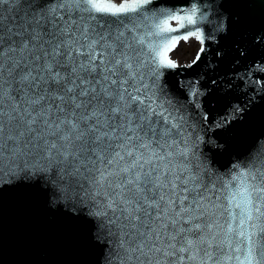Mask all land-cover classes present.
<instances>
[{
  "label": "snow or ice",
  "instance_id": "obj_1",
  "mask_svg": "<svg viewBox=\"0 0 264 264\" xmlns=\"http://www.w3.org/2000/svg\"><path fill=\"white\" fill-rule=\"evenodd\" d=\"M151 3L0 0V195L37 190L86 227L98 264H264L261 141L227 172L213 167L214 149L227 151L216 129L243 121L254 97L193 120L160 79L178 67L167 53L180 40L199 43L187 67L211 54L214 70L229 54L239 64L264 50V29L237 34L239 18L214 0L211 14L141 12ZM198 84L187 83L194 100Z\"/></svg>",
  "mask_w": 264,
  "mask_h": 264
},
{
  "label": "water",
  "instance_id": "obj_2",
  "mask_svg": "<svg viewBox=\"0 0 264 264\" xmlns=\"http://www.w3.org/2000/svg\"><path fill=\"white\" fill-rule=\"evenodd\" d=\"M122 2L123 0L120 3ZM214 2L224 5L226 15L239 18L240 24L235 28L237 34L240 31L255 34L264 29L262 0ZM209 3L210 0H152L151 4L144 5L141 12L170 10L182 13L196 5L201 11L211 14L214 9L208 8ZM171 22L175 27L176 22ZM196 27L206 28L207 21L186 25L179 32L167 35L185 34ZM230 43V39H225L224 47L229 53ZM208 59L214 58L207 54L205 59L191 68L187 65H178L175 69L161 68L163 76L160 79L167 83L174 102L178 101L191 110L193 120L203 121L204 111L209 114L210 119L218 120L233 103L254 97L253 106L243 121L234 120L227 128L216 129L220 133L219 142H226L227 151L214 149L218 154L213 167L220 172H227L233 163L250 152L258 140L261 141L260 147L264 149V92L260 91L264 87V70L260 68V64L264 63V50L253 48L249 57L239 64L229 54L216 61L218 66L214 70L207 67ZM237 74L244 78H238ZM213 78L231 79L232 89L216 88L211 84ZM197 81L198 87L205 94L199 100H194L189 95L187 83ZM197 103L203 111L197 108ZM204 127L207 128V122H204ZM200 147L204 150V145ZM86 231L81 223L54 210L50 211L45 198L35 189L16 188L0 195V264H98L101 252L88 242Z\"/></svg>",
  "mask_w": 264,
  "mask_h": 264
},
{
  "label": "rangeland",
  "instance_id": "obj_3",
  "mask_svg": "<svg viewBox=\"0 0 264 264\" xmlns=\"http://www.w3.org/2000/svg\"><path fill=\"white\" fill-rule=\"evenodd\" d=\"M198 48L199 43L195 38H190L188 41L181 40L177 47L170 52L169 57L177 64H186L194 58Z\"/></svg>",
  "mask_w": 264,
  "mask_h": 264
}]
</instances>
